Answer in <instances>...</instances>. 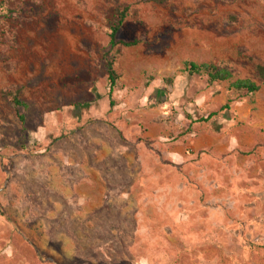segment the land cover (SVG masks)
Returning a JSON list of instances; mask_svg holds the SVG:
<instances>
[{
    "label": "rangeland",
    "instance_id": "obj_1",
    "mask_svg": "<svg viewBox=\"0 0 264 264\" xmlns=\"http://www.w3.org/2000/svg\"><path fill=\"white\" fill-rule=\"evenodd\" d=\"M260 63L264 0H0V264H264Z\"/></svg>",
    "mask_w": 264,
    "mask_h": 264
},
{
    "label": "trees",
    "instance_id": "obj_2",
    "mask_svg": "<svg viewBox=\"0 0 264 264\" xmlns=\"http://www.w3.org/2000/svg\"><path fill=\"white\" fill-rule=\"evenodd\" d=\"M155 3H163L166 0H148ZM128 7L121 8L117 7L115 9L116 21L111 27L110 33V45L117 46L122 45L124 47H130L137 45L139 43L138 39H119L118 33L128 15ZM108 57V55H107ZM184 69L190 75H207L208 83L215 84L218 82L228 81L231 85V88H234L239 91H246L248 93H255L261 89V84L257 81L250 78H236L235 74L228 68L221 67L218 64L211 62L199 63L192 60H187L184 62ZM256 71L258 76L262 79L264 83V64L260 63L256 66ZM108 74L110 81V93L113 92L115 87L118 84L119 75L115 68V60L113 58H108ZM15 95V100L17 104L23 105L17 98V93L13 92ZM232 103V99H229L228 102L221 107L220 110L229 109ZM218 111L211 113L210 116L217 115ZM207 120V119H202Z\"/></svg>",
    "mask_w": 264,
    "mask_h": 264
}]
</instances>
